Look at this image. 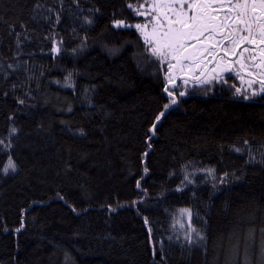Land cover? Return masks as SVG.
I'll return each instance as SVG.
<instances>
[{
	"label": "snow or ice",
	"instance_id": "snow-or-ice-1",
	"mask_svg": "<svg viewBox=\"0 0 264 264\" xmlns=\"http://www.w3.org/2000/svg\"><path fill=\"white\" fill-rule=\"evenodd\" d=\"M12 10L11 4L0 0V25L5 26L0 32V46L7 40L9 52L7 56L0 54V82L4 85L0 88V107L6 109L5 129L0 132V181L22 173L30 175L36 167L35 163L29 167L28 157L23 154V148L30 147L23 136L30 133H25L21 117L51 105L44 80L53 71H58L60 77L48 80V84L70 89L74 96L81 95L102 123L114 114L107 104L96 103L95 96L102 85L92 81L112 83L114 79L122 90L133 87L134 79L126 72H100L81 89L79 79L85 76L82 59L91 56L85 67L97 62L109 68L130 65L135 75L152 79L159 88L155 109H149L142 118L144 150L139 152L136 165L127 166L123 187L98 194L87 170L80 172L73 165L69 147L68 159L63 160L56 176L63 175L70 182L71 173H78L77 193L70 196L59 188L48 200L32 199L20 209L15 228L10 229L7 221L0 219V229L16 238V249L19 250L20 235L27 230L32 207H47L52 200H59L77 218L95 210L105 214L106 223L122 210L134 212L145 230L144 247L150 264H171L173 247L180 250L185 262L186 254L199 251L205 264H209V244L211 264H264V221L258 224L255 218L241 219L214 238L208 231L213 198L246 180L249 167H264V132L249 131L231 144L216 146L221 161L226 150L246 157L241 166L221 168L182 158L183 162L167 170L165 178L149 182L154 171L150 161L155 151L154 138L171 112L193 92L208 96L220 89L229 94L230 101L264 108V0H35L28 20L22 15L7 19ZM101 21H106L102 28ZM30 22H43L44 30L32 27ZM31 43H35V49L26 50ZM38 55L49 57L51 67L37 65ZM55 99L62 104L55 109L57 113H73L71 102L59 96ZM59 124L78 138L89 136L84 125L63 119ZM32 131L48 138L54 135L52 122L45 123L44 119L37 121ZM89 156L84 152L80 159L87 161ZM173 183L175 186L170 187ZM200 184L210 185L207 199L192 190ZM188 191L196 203L174 210L163 207V220L150 214L167 204L170 197ZM73 235L79 237V230ZM109 238L114 239L110 234ZM54 248L60 250L59 245ZM69 259V253L64 251V264ZM10 264H19V260L13 258Z\"/></svg>",
	"mask_w": 264,
	"mask_h": 264
},
{
	"label": "trees",
	"instance_id": "trees-1",
	"mask_svg": "<svg viewBox=\"0 0 264 264\" xmlns=\"http://www.w3.org/2000/svg\"><path fill=\"white\" fill-rule=\"evenodd\" d=\"M6 2L13 6L7 19L22 15L24 20H28L29 10L35 0ZM30 23L32 27L44 30L43 22ZM104 23L106 21L100 22L101 28ZM67 26L66 23L65 27ZM4 28L5 26L0 25V32ZM124 35L128 37L127 33ZM35 47V43H31L26 50ZM0 54L9 55L7 40L0 46ZM95 55L93 52L92 56ZM89 61L91 56L80 62L85 72V76L79 79L81 89L88 86L91 77L108 71L121 74L126 72L133 76L134 86L121 90L114 79L112 83L92 81L102 85L101 90L96 93V103L107 104L114 114L111 119L102 123L95 115L96 110L89 108L81 95L74 96L70 89L48 84V80L60 77L58 71H53L51 76L45 78L44 89L51 98V105L34 110L31 116L21 117L25 122V133H30L23 136L24 143L30 145L23 148V154L28 157L29 167L32 163L36 167L30 175L25 176L22 173L20 176L0 181V219L6 220L10 229L18 226L20 209L32 199L48 200L55 196L59 188H64L70 196L77 193L76 182L80 179L78 173H71L70 182L63 175L56 176V172L62 170L63 160L68 159L69 147L72 149L73 165L80 172L87 170L92 188L98 194L121 189L127 166L136 165L139 152L144 150L142 118L149 109H155L154 101L158 98L159 88L152 79L135 75L130 65L109 68L97 62L91 67H85ZM35 63L51 67L50 58L47 56L38 55ZM120 63L117 62L118 65ZM3 87L0 82V88ZM228 95L220 89L214 95L208 96L198 91L193 92L178 109L171 112L154 138L155 151L150 156L154 171L149 177L150 183L165 178L167 170L177 166L178 161L183 162V159L203 161L204 165L221 168L243 164L246 157L237 153L230 154L227 150L221 161L216 146L221 143L231 144L249 131L256 134L264 132V108L259 104L246 106L230 101ZM56 96L71 102L74 105L73 113H57L55 109L62 104L55 99ZM8 104H12L11 99ZM5 110L0 107V132L5 129ZM40 119H44L45 123L52 122V138L32 131ZM62 119L74 125L86 126L89 131L88 138H78L67 131L59 124ZM84 152L90 154L87 161L80 159ZM132 170L135 171V167ZM247 173L246 180L234 184L225 195L218 194V198H213L214 204L208 214V231L213 238L227 232L241 219L247 221L255 218L258 224L264 221V167H249ZM41 180L46 183H40ZM169 186L174 187L175 183ZM192 190L207 199L210 185L200 184L198 189ZM193 203L196 201L191 199V191H188L184 195L170 197L167 204L150 214L163 220V207L174 210ZM27 220V230L19 237V250L16 249V238L11 232L5 233L0 229V264H10L13 258L19 260V264H64V251L69 253L68 264H150V257L144 247L145 230L132 211L122 210L106 223L105 214L102 212L94 210L87 217L77 218L62 202L52 200L47 207L34 205ZM76 230H79V237L73 235ZM109 234L114 239L109 238ZM54 245H59L60 250L55 249ZM170 255L171 264H205V257L199 251H193L190 256L186 254V262L176 247H173ZM207 259L211 264V244Z\"/></svg>",
	"mask_w": 264,
	"mask_h": 264
}]
</instances>
